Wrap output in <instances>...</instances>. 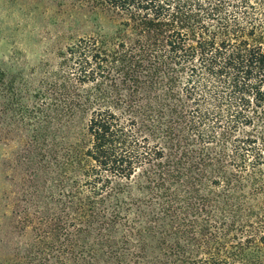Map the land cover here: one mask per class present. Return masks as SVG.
<instances>
[{
  "label": "trees",
  "instance_id": "obj_1",
  "mask_svg": "<svg viewBox=\"0 0 264 264\" xmlns=\"http://www.w3.org/2000/svg\"><path fill=\"white\" fill-rule=\"evenodd\" d=\"M98 1L129 29L130 62L97 38L58 56L37 96L71 122L97 107L82 153L53 142L54 185L22 189L34 215L14 203L0 223V264H264L236 260L250 240L232 242L228 202L264 193V0Z\"/></svg>",
  "mask_w": 264,
  "mask_h": 264
},
{
  "label": "rangeland",
  "instance_id": "obj_2",
  "mask_svg": "<svg viewBox=\"0 0 264 264\" xmlns=\"http://www.w3.org/2000/svg\"><path fill=\"white\" fill-rule=\"evenodd\" d=\"M122 22L98 0H0V223L4 230L16 209L14 203L34 215L36 206L22 198L23 188L32 191L38 180L45 183L46 190L54 185L53 142L59 148L78 145L82 153L87 119L97 107L78 111L71 122L62 111H52L49 101L36 93H48L50 84L62 79L60 73L57 76L58 56L79 38L105 41L108 53L115 52L129 63L131 34ZM114 67L121 65L114 62L111 75H115ZM131 84L130 80L129 87ZM88 90L93 94L91 86L81 88V93L86 96ZM51 95L48 93L47 99ZM49 116L59 119L58 126ZM57 169L63 179L64 168ZM259 184H264V179ZM249 186H236L229 193L235 219L243 224L238 230L233 227L231 240L235 235L241 236L232 241L236 244L250 240L236 260L264 258V193L243 198ZM15 240L20 242L18 237Z\"/></svg>",
  "mask_w": 264,
  "mask_h": 264
}]
</instances>
